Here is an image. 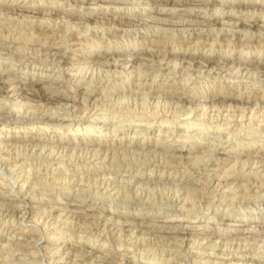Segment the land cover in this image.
<instances>
[{
  "label": "rangeland",
  "instance_id": "1",
  "mask_svg": "<svg viewBox=\"0 0 264 264\" xmlns=\"http://www.w3.org/2000/svg\"><path fill=\"white\" fill-rule=\"evenodd\" d=\"M0 264H264V0H0Z\"/></svg>",
  "mask_w": 264,
  "mask_h": 264
},
{
  "label": "bare ground",
  "instance_id": "2",
  "mask_svg": "<svg viewBox=\"0 0 264 264\" xmlns=\"http://www.w3.org/2000/svg\"><path fill=\"white\" fill-rule=\"evenodd\" d=\"M27 86V85H26ZM15 90H16V92L19 90V89H17V88H15ZM246 90V89H245ZM14 91V90H13ZM50 98H52V97H50ZM54 102V101H53ZM95 116V115H94ZM13 118V117H12ZM6 119V118H5ZM4 119V120H5ZM102 119V118H101ZM13 120V119H12ZM263 160V159H262ZM26 197V196H25ZM225 214V213H224ZM249 235V234H248ZM221 263V262H220Z\"/></svg>",
  "mask_w": 264,
  "mask_h": 264
}]
</instances>
